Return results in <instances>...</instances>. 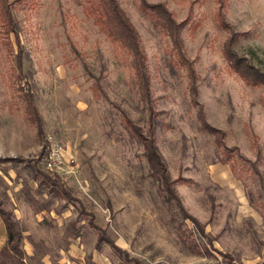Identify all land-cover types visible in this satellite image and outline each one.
Returning a JSON list of instances; mask_svg holds the SVG:
<instances>
[{
	"label": "rangeland",
	"instance_id": "rangeland-1",
	"mask_svg": "<svg viewBox=\"0 0 264 264\" xmlns=\"http://www.w3.org/2000/svg\"><path fill=\"white\" fill-rule=\"evenodd\" d=\"M141 1L116 0L138 33L149 98L91 13L97 0H0V201L25 260L264 264V0H143L181 25L177 49ZM150 108L179 203L123 123L147 134ZM45 145L61 154L48 172L78 203L40 184ZM90 216L118 251L96 246Z\"/></svg>",
	"mask_w": 264,
	"mask_h": 264
},
{
	"label": "trees",
	"instance_id": "trees-1",
	"mask_svg": "<svg viewBox=\"0 0 264 264\" xmlns=\"http://www.w3.org/2000/svg\"><path fill=\"white\" fill-rule=\"evenodd\" d=\"M141 5L143 6V8L145 7V10L149 9L155 14L159 27L169 35L174 48L177 49V47L181 45L179 39V30L181 25L176 23L172 19L171 14L162 4L148 5L142 0ZM91 13L96 18V21L100 25V27H102V29L107 32L108 36L114 38L115 40H118L119 44L128 52L133 62L132 68L136 72V76L143 86V91L145 92L144 96L146 98H149V83L147 75L145 73V56L140 46L138 33L135 30L134 26L131 24L116 0H97L95 5L93 6ZM7 17L9 18V14L7 15ZM225 53L229 60L234 58L233 54H231V56L230 53ZM18 67H22L21 62L18 63ZM235 68H237V72L243 74L245 78L248 79L247 77H249V75H246L245 72L239 69V66L235 65ZM26 97V103L29 112L32 115V121L35 124L36 134L40 138L42 137V123L33 102V95L31 94V92L26 91ZM152 115L153 113L150 108L148 116L149 129L147 134L145 133V131H143V129H141L132 120H130L127 115L123 114L122 118L127 131L142 144L147 163L149 164L152 173L156 176L157 180L161 184V191H166L169 194V198L174 199L177 203H179L176 194L171 188L172 183L169 180L166 166L153 138ZM45 148H47L46 145L42 147V150L40 151L37 159L38 161L41 160L42 157L46 154ZM35 173L40 179V184L50 186L69 201H76L77 203L79 202L77 199L72 197L70 192L66 189L64 183L55 174H50L48 171H41L39 169H35ZM180 209L182 210L181 207ZM90 217L91 219L89 220V223L92 227H94L96 231L99 230L100 232L96 246L99 247L101 243L106 242L107 244H109V246H111V248L118 251L119 249L115 247L113 242L103 237L100 229L96 225H94L92 216ZM0 220L3 224L6 237L5 243L0 249V264H9V261H13V264H28L25 260L24 252L20 246L21 236L17 227L16 220L13 217V213L2 206L1 201ZM135 264H138L137 261H135Z\"/></svg>",
	"mask_w": 264,
	"mask_h": 264
},
{
	"label": "built area",
	"instance_id": "built-area-1",
	"mask_svg": "<svg viewBox=\"0 0 264 264\" xmlns=\"http://www.w3.org/2000/svg\"><path fill=\"white\" fill-rule=\"evenodd\" d=\"M47 171H56L60 168L61 154L58 148L51 147L46 149V154L41 159Z\"/></svg>",
	"mask_w": 264,
	"mask_h": 264
},
{
	"label": "crops",
	"instance_id": "crops-1",
	"mask_svg": "<svg viewBox=\"0 0 264 264\" xmlns=\"http://www.w3.org/2000/svg\"><path fill=\"white\" fill-rule=\"evenodd\" d=\"M0 221H1V220H0ZM1 223H2V222H1ZM2 225H3V224H2ZM5 239H6V237H5ZM4 243H5V242H4ZM3 245H4V244H3ZM3 245H2V246H3ZM1 248H2V247H1ZM1 248H0V249H1Z\"/></svg>",
	"mask_w": 264,
	"mask_h": 264
}]
</instances>
